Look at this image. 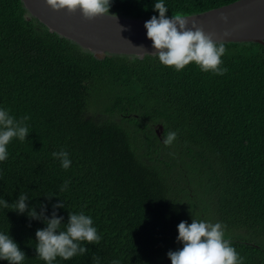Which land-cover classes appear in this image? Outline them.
Segmentation results:
<instances>
[{"label":"trees","instance_id":"obj_1","mask_svg":"<svg viewBox=\"0 0 264 264\" xmlns=\"http://www.w3.org/2000/svg\"><path fill=\"white\" fill-rule=\"evenodd\" d=\"M235 1L164 3L171 18ZM156 2L112 0L110 12L158 18ZM225 44L223 76L195 63L177 72L156 55L99 59L45 28L20 0H0V108L30 116L26 140L14 138L0 162V199L11 205L26 192L29 209L47 205L49 218L64 202V224L82 211L101 236L82 244L87 254L54 264H93V255L100 264H171L167 253L183 246L178 224L193 218L222 223L244 264H264V45ZM166 131L178 133L171 146ZM61 149L67 170L52 156ZM45 227L0 206V232L26 253L23 264H47L35 251Z\"/></svg>","mask_w":264,"mask_h":264},{"label":"clouds","instance_id":"obj_2","mask_svg":"<svg viewBox=\"0 0 264 264\" xmlns=\"http://www.w3.org/2000/svg\"><path fill=\"white\" fill-rule=\"evenodd\" d=\"M46 4L57 12L67 10L69 14H74L79 10L86 20L102 16L116 18L110 12L112 0H46ZM154 11L159 13V17L153 15L144 27L162 65L180 72L195 63L203 72H212L218 76L226 74L228 69L222 67V57L227 52L223 40L217 41L213 34L206 33L196 23L189 27L188 20L179 14L169 18V9L164 0L154 4ZM220 19L224 23L228 22L226 15H221ZM224 35L227 37L230 33L225 32ZM29 119L30 116L25 115L18 120L8 110L0 108V162L8 159L7 146L14 138L21 142L26 140L29 133L26 121ZM177 136L175 131H166L163 144L171 146ZM52 156L61 162L63 169L70 168L71 160L66 150L53 152ZM69 184L70 181H65L60 191H66ZM53 196L47 198L51 200ZM28 201V194L22 191L11 205L0 199V206L11 208L21 215L27 213L30 220H41L46 224L45 228L37 229L35 233V251L37 258L47 264H54L58 257L69 261L77 255H85L89 250L82 246L84 242L94 245L100 242L101 236L93 226L92 217L84 212H69L68 223L64 224L63 217L57 213L58 209L65 207L64 202L53 205L49 218L45 214L47 205H40L41 212L37 213L35 207L29 209ZM177 241L183 247L167 253L171 264H244L243 257L231 241L225 238V225L220 222L211 223L194 218L191 224L182 221L178 224ZM26 258V253L17 242L9 234L0 232V260L8 261V264H23ZM93 264H100L99 256L93 255ZM112 264H119V261L113 260Z\"/></svg>","mask_w":264,"mask_h":264},{"label":"water","instance_id":"obj_3","mask_svg":"<svg viewBox=\"0 0 264 264\" xmlns=\"http://www.w3.org/2000/svg\"><path fill=\"white\" fill-rule=\"evenodd\" d=\"M20 1L45 28L93 52L99 59L105 58L107 54L137 55L141 58L155 55L152 41L147 38L144 27L150 19L113 15L115 19L102 16L86 20L79 10L74 14H69L67 10L54 11L47 6L46 0ZM221 15L228 17L227 23L220 19ZM184 18L188 20L189 27L196 23L206 33L213 34L217 41L264 45V0H237ZM225 32L230 35L225 37ZM160 128L163 129L162 126Z\"/></svg>","mask_w":264,"mask_h":264},{"label":"rangeland","instance_id":"obj_4","mask_svg":"<svg viewBox=\"0 0 264 264\" xmlns=\"http://www.w3.org/2000/svg\"><path fill=\"white\" fill-rule=\"evenodd\" d=\"M97 113H99V112H97L96 108L93 107V108L91 109V111L89 112V115H90V116H96ZM160 127H161V126L157 127V128H158V132H159V130H161ZM160 135H162V134H160ZM244 235L246 236L245 233H244Z\"/></svg>","mask_w":264,"mask_h":264}]
</instances>
